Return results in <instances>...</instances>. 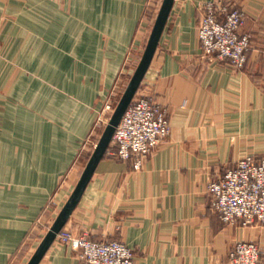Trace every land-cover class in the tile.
<instances>
[{
	"label": "crops",
	"instance_id": "crops-1",
	"mask_svg": "<svg viewBox=\"0 0 264 264\" xmlns=\"http://www.w3.org/2000/svg\"><path fill=\"white\" fill-rule=\"evenodd\" d=\"M213 1L246 15L244 70L202 53L198 25ZM151 5L0 0V264H28L72 196L106 99L144 55ZM260 78L264 0H175L137 92L167 108L171 133L141 169L110 145L62 232L121 241L135 264H228L236 243L255 241L264 264V226L225 223L208 193L242 158L264 156ZM40 264L84 263L76 239L57 237Z\"/></svg>",
	"mask_w": 264,
	"mask_h": 264
},
{
	"label": "built area",
	"instance_id": "built-area-1",
	"mask_svg": "<svg viewBox=\"0 0 264 264\" xmlns=\"http://www.w3.org/2000/svg\"><path fill=\"white\" fill-rule=\"evenodd\" d=\"M199 26L204 55L232 62L238 69L247 65L250 37L240 33L246 15L238 8L208 3ZM171 123L167 108L148 93H137L117 126L110 153L133 161L141 169L147 158L169 137ZM211 207L227 224L244 227L264 226V157L246 156L234 168L208 185ZM62 243L74 240L70 232H61ZM84 264H135L134 250L119 241L78 239ZM261 247L256 242H239L229 254V264H259Z\"/></svg>",
	"mask_w": 264,
	"mask_h": 264
},
{
	"label": "water",
	"instance_id": "water-1",
	"mask_svg": "<svg viewBox=\"0 0 264 264\" xmlns=\"http://www.w3.org/2000/svg\"><path fill=\"white\" fill-rule=\"evenodd\" d=\"M174 1L175 0H164L156 24L154 26L152 35L149 39L146 50L141 59V62L139 63L118 106L116 107V110L114 111L111 120L107 125L99 141V144L96 147V150L94 151L92 157L90 158L76 189L74 190L69 201L60 212L55 223L53 224L48 234L43 239L42 243L40 244L36 253L34 254V256L32 257V259L28 264H40V262L46 255L47 251L51 247V245L57 239L58 235L62 232L65 224L67 223L74 209L76 208L82 196L84 195L86 188L90 180L92 179L98 165L107 154L110 145L112 143L115 130L117 126L120 124L127 109L134 101V98L141 87V84L150 67V64L152 63V60L155 56V53L159 45L160 38L162 36L168 17L172 10Z\"/></svg>",
	"mask_w": 264,
	"mask_h": 264
},
{
	"label": "rangeland",
	"instance_id": "rangeland-1",
	"mask_svg": "<svg viewBox=\"0 0 264 264\" xmlns=\"http://www.w3.org/2000/svg\"><path fill=\"white\" fill-rule=\"evenodd\" d=\"M208 3H213V4H216V3H221V4H224L225 5V3L223 2V1H213V2H208ZM208 3H206V4H208ZM162 4H163V0H152V5L151 6H154V7H149L150 8V11L149 12H152V8H154L156 11H158V14H159V12H160V10H161V7H162ZM206 4L204 5V7H206ZM204 7H203V10H204ZM153 9V10H154ZM155 11V18H154V20H153V22L151 21V23H152V26H153V28H154V26H155V24H156V21H157V18H158V16L156 15L157 14V12ZM205 16V14L203 15V17ZM203 17L201 18V20L203 19ZM201 20H200V22H199V25H198V35H199V26H200V23H201ZM152 28V27H151ZM153 28H152V30H153ZM200 40V39H199ZM200 43H201V41H200ZM133 50H134V48L132 49V51H131V54H130V57H132V55H133ZM201 50H202V48H201ZM250 50H251V41H250V49H249V51L247 52V63H248V54H249V52H250ZM202 53H203V55H204V52L202 51ZM204 57H207V58H217V59H219L218 57H216V56H207V55H204ZM219 60H222V59H219ZM222 61H227V60H222ZM228 63L232 66V67H234L235 69H237V70H244L245 68H246V66H245V68H242V69H238L232 62H230V61H228ZM129 64H131V63H128V65ZM137 64V63H136ZM132 64V67H131V71H129V70H127L126 71V74H124V75H126V76H123L122 78H121V81H119V83L117 84V86L114 88V90L112 91V93H111V95H109V97L106 99V101H105V103H104V106H103V108L101 109V111H100V114H99V116H98V120H97V126H96V132L99 134V137H101V135H103V133H104V131H105V129H106V127H107V125L109 124V122H110V120H111V117H112V115H113V113H114V111L116 110V107L118 106V104H119V102H120V100H121V98H122V96L124 95V93H125V91H126V89H127V87H128V85H129V83H130V81H131V79H132V77H133V74H134V71H135V69L137 68V66L139 65V64ZM128 71H129V74H128ZM133 71V72H132ZM130 72H131V74H130ZM258 84L259 85H261L263 88H264V79H262V78H260L259 79V81H258ZM140 93L141 92H139V95H140ZM137 95V94H136ZM136 97V96H135ZM135 99V98H134ZM157 101V100H156ZM158 102V101H157ZM168 111V110H167ZM168 115H169V113H168ZM169 120H170V117H169ZM168 139V137L165 139V140H167ZM165 140H163L160 144H162ZM111 146H113L112 144H111ZM264 157V156H263ZM85 235H81V236H78V237H74V240L76 239V241H78V239L79 238H82V237H84ZM89 238V237H88ZM90 239V238H89ZM92 240V239H91ZM94 241V240H93ZM105 241H114V240H105ZM116 241V240H115ZM101 242V241H100ZM119 242H121V241H119ZM241 242H255V241H241ZM78 243V242H77ZM121 243H123V242H121ZM239 243V242H238ZM257 243V242H256ZM125 244V243H124ZM237 244V243H236ZM235 244V245H236ZM234 245V246H235ZM79 246V245H78ZM129 247V246H128ZM261 247V246H260ZM79 249H80V247H79ZM80 258H81V249H80ZM82 260V259H81ZM134 261H135V257H134ZM84 263V262H83ZM228 264H229V262H228Z\"/></svg>",
	"mask_w": 264,
	"mask_h": 264
}]
</instances>
